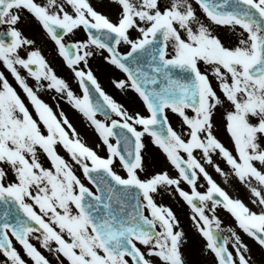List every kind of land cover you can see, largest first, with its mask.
I'll return each instance as SVG.
<instances>
[{
    "label": "snow or ice",
    "instance_id": "1",
    "mask_svg": "<svg viewBox=\"0 0 264 264\" xmlns=\"http://www.w3.org/2000/svg\"><path fill=\"white\" fill-rule=\"evenodd\" d=\"M257 252L264 0L107 12L0 0V264H257Z\"/></svg>",
    "mask_w": 264,
    "mask_h": 264
},
{
    "label": "rangeland",
    "instance_id": "2",
    "mask_svg": "<svg viewBox=\"0 0 264 264\" xmlns=\"http://www.w3.org/2000/svg\"><path fill=\"white\" fill-rule=\"evenodd\" d=\"M97 3L102 5L103 10L107 12L111 10V5L113 4V0H97ZM28 34L33 36V38H37L40 41H44L45 39L39 33H28ZM43 50L46 56L50 60H52L54 63H59V57L56 55L51 42H47ZM95 70L98 75V78L101 80L106 90H108L111 94H114L117 99L123 100V98L118 92H116L113 88L109 87V78L112 74L111 70H104L101 69L99 66H95ZM48 102L52 103V101L49 98H48ZM62 103H63V107L65 108L70 118L73 120L74 125L77 127L78 131L81 132V134L89 142L90 145L96 146V134L87 125V122L83 121L79 115L75 114L74 110H72L71 107L67 105L66 102H62ZM241 194H243L242 191ZM176 207L179 208V204H177ZM225 221L226 223H228L227 218L225 219ZM254 259L257 261V264H264V256H262L259 252L255 254Z\"/></svg>",
    "mask_w": 264,
    "mask_h": 264
},
{
    "label": "flooded vegetation",
    "instance_id": "3",
    "mask_svg": "<svg viewBox=\"0 0 264 264\" xmlns=\"http://www.w3.org/2000/svg\"><path fill=\"white\" fill-rule=\"evenodd\" d=\"M10 79H11V77H10ZM44 98L48 101L49 97L47 95H44ZM218 179H220V178H218ZM225 225H227L226 221H225Z\"/></svg>",
    "mask_w": 264,
    "mask_h": 264
}]
</instances>
